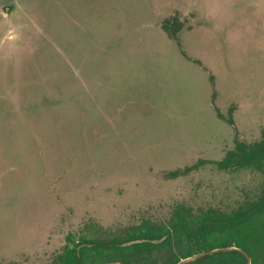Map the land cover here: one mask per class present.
<instances>
[{
  "label": "rangeland",
  "instance_id": "1",
  "mask_svg": "<svg viewBox=\"0 0 264 264\" xmlns=\"http://www.w3.org/2000/svg\"><path fill=\"white\" fill-rule=\"evenodd\" d=\"M263 134L264 0H0V264L254 203Z\"/></svg>",
  "mask_w": 264,
  "mask_h": 264
},
{
  "label": "trees",
  "instance_id": "2",
  "mask_svg": "<svg viewBox=\"0 0 264 264\" xmlns=\"http://www.w3.org/2000/svg\"><path fill=\"white\" fill-rule=\"evenodd\" d=\"M163 28L176 38L178 19L165 20ZM218 115L222 117L220 112ZM228 121L234 124L233 119ZM213 163L220 169L254 168L264 175V134L253 143L236 140L234 148ZM229 246L242 251L207 253ZM201 253L204 255L186 264H248V257L252 264H264V193L254 203L228 214L209 211L194 215L179 207L166 224L145 223L124 236L108 239L85 237L74 247H66L51 264H176Z\"/></svg>",
  "mask_w": 264,
  "mask_h": 264
},
{
  "label": "water",
  "instance_id": "3",
  "mask_svg": "<svg viewBox=\"0 0 264 264\" xmlns=\"http://www.w3.org/2000/svg\"><path fill=\"white\" fill-rule=\"evenodd\" d=\"M238 249L240 251H242V249L236 247V246H229V247H220V248H215L213 250H210L209 252H207L208 254H214L216 252L219 251H230V250H235ZM244 252V251H243ZM202 255H204V253L201 254H197L194 256H190V257H186V258H182L181 260H179L176 264H186L188 262H191L199 257H201ZM248 257V255H246ZM248 264H252L251 259L248 257Z\"/></svg>",
  "mask_w": 264,
  "mask_h": 264
}]
</instances>
